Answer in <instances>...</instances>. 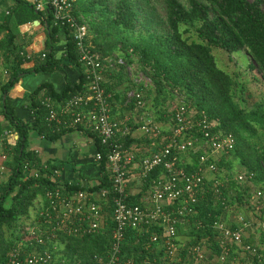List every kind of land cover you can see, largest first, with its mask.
Returning <instances> with one entry per match:
<instances>
[{
  "label": "trees",
  "instance_id": "trees-1",
  "mask_svg": "<svg viewBox=\"0 0 264 264\" xmlns=\"http://www.w3.org/2000/svg\"><path fill=\"white\" fill-rule=\"evenodd\" d=\"M35 2L0 0V113L6 121L5 125H0V134L6 131L17 135L13 145L3 142L5 157L1 162L10 173L0 183V263L7 258L9 248L16 246L22 238L23 218H30L31 211L40 200L44 206L45 190L55 187L61 180L52 173L59 166L41 160L34 149L28 148L30 132L56 141L66 132L75 130H56L53 124L48 123L45 119L47 108L42 101L45 96H50L54 102H63L80 90L85 81L68 28L53 24L48 4L36 9ZM72 13L79 22L87 24L85 41L90 43L93 51L102 57L117 55L123 59V64L107 67L104 74L103 86L113 94L114 107L116 101L123 103L125 91L133 85L126 66L136 64L151 78L152 85L144 89V108L152 109L155 120L160 123L169 120L171 113L167 104L178 99L188 107L218 119L219 127L233 134L235 145L230 155L240 168L251 174V178L237 182L230 174L224 178L218 175L217 179L222 181L220 199L215 195L211 182L204 183L202 193L191 206L193 212L182 216V221L176 224V236L184 235L185 240L181 242L176 238L179 250L175 258L179 259L173 264H248L241 245H255L252 236L232 245L228 255L220 260L219 233L213 223L227 219L228 207H246L254 213L264 203L253 206L249 202L253 191L260 190L264 194V102L255 101L248 105L247 96L239 95L243 89L228 72L217 66L211 50L218 47L228 53L244 51L250 58L251 68L264 82V0H76ZM33 20L39 21L45 34L44 47L37 53L26 49L33 36H24L21 42L18 39L19 26ZM61 41V52L57 55ZM30 60V67H21L23 62ZM68 66L79 69L77 80L66 81L60 91L50 83L39 84L27 97L29 103L26 107L32 111L29 118L23 120L17 116L9 91L21 74L50 73ZM2 71L9 73L4 83L1 81ZM127 107L132 110L133 102ZM85 132L93 139L94 153L99 151L102 154V159L93 163L96 183L82 185L78 181L65 184L69 190L96 192L110 186L105 169L107 148L96 135ZM135 142L139 140L131 136L123 139L124 146ZM155 149L156 146L147 152L137 153L136 158L140 159ZM229 156L218 162L220 169L231 167ZM195 158L191 156L192 162ZM185 168L189 170L191 166L187 164ZM160 171L155 169L149 177H155ZM147 187L148 182H144L142 191L128 196V202L139 203ZM104 211L109 218L111 205ZM243 218L250 221L245 216ZM224 223L231 228L240 225L237 216L235 220L229 219V223ZM160 228L150 226L146 231L126 228L121 257L131 260L132 264L166 262L163 260ZM257 229L259 244H263L264 228L259 225ZM153 233L158 235L155 241L150 240ZM109 236L110 230L106 228L83 238H61L65 241L61 250L65 256L82 264L90 263L94 255L105 258ZM195 244L203 245L204 254L209 251L205 260L194 262V256L188 254L189 246ZM247 256L254 264H264L254 255Z\"/></svg>",
  "mask_w": 264,
  "mask_h": 264
},
{
  "label": "built area",
  "instance_id": "built-area-1",
  "mask_svg": "<svg viewBox=\"0 0 264 264\" xmlns=\"http://www.w3.org/2000/svg\"><path fill=\"white\" fill-rule=\"evenodd\" d=\"M75 1L35 2L36 9L48 4L53 24L68 28L85 78L82 88L63 102L57 103L50 96L44 97L42 102L47 108L45 119L56 130H87L99 138L100 143L107 148L105 169L110 186L96 192L69 190L65 182L59 180L55 187L45 190L46 204L38 207L32 224L22 225L24 228L20 242L11 248L7 258L0 264H82L79 260L64 255L61 249L65 241L61 238H83L106 228H109L110 236L105 258L94 255L92 261L86 264H132L131 260L121 257L124 232L128 227L146 231L150 226L161 227L159 237L163 241V260L166 261L163 264H173L179 259L175 258L179 250L176 224L182 221V216L193 212L191 206L202 193L206 181L211 182L215 195L219 198L222 181L216 176L208 178L207 174H215L220 170L218 162L230 155L235 145L234 136L219 127L218 119L210 118L204 111L188 107L178 99L168 102L171 115L164 127L154 122L144 108V89L152 84L151 78L132 65L126 66V71L133 85L125 91V98L121 103L127 107L133 102L132 114L116 118L112 113L113 94L106 91L103 82L107 67L123 64V59L117 55L102 57L92 50L90 43L85 41L87 24L79 22L72 13ZM140 109L143 110L139 112ZM135 132L152 142L157 139L154 144L156 149L140 159L136 158L139 148L123 144V139ZM159 138L161 141H158ZM14 142L13 140L11 144ZM184 155L190 158L195 156V162L191 159L184 160ZM93 159L100 161L102 154L96 151ZM187 164L191 166L189 170L185 168ZM155 169H160V173L149 177ZM52 173L58 177L59 169H53ZM250 178L251 174L246 170L232 176L237 182ZM131 181L139 192L142 191L144 182H148L139 203L127 200L132 195L129 189ZM263 198L264 194L255 190L249 196V202L256 206L262 203ZM221 201L224 203V198ZM108 205H111L109 218L104 211ZM237 221L240 225L236 228L228 227L221 220L213 223L219 233L220 260L228 255L232 245L243 241L244 230L253 227L252 222L245 221L241 215L237 216ZM259 225L264 228L263 222ZM157 238L156 233L150 235L152 241ZM241 246L248 264L254 263L247 254L254 255L258 260L262 259L264 263V243ZM204 253L201 244L188 248V254L194 256V262L204 259Z\"/></svg>",
  "mask_w": 264,
  "mask_h": 264
},
{
  "label": "crops",
  "instance_id": "crops-1",
  "mask_svg": "<svg viewBox=\"0 0 264 264\" xmlns=\"http://www.w3.org/2000/svg\"><path fill=\"white\" fill-rule=\"evenodd\" d=\"M19 30V42L25 38L24 36H33L31 42L26 46L28 51L37 53L42 50L44 47L45 34L39 21L35 22V20H33L31 23L20 25ZM62 43L63 41L58 43L57 55L61 52L60 48ZM31 65L32 60L23 62L21 67L28 68ZM8 76V72L2 71V83L7 81ZM78 76L79 69L75 66L64 67L62 70H56L50 73L27 72L21 74L9 91V96L14 100L15 113L23 120L29 118L31 110H28L26 107L29 103L27 97L39 84L50 83L55 90L60 91L66 81L77 80ZM114 105L115 107H112V113L116 118H123L125 115H129L126 111L128 112L130 109L121 105L120 101H116ZM5 124L6 121L0 113V125L2 126ZM15 136V133L6 131L0 134V183L5 181L7 175L10 173L1 162L5 157L3 142L5 140L7 144L12 145L11 143L13 140L16 142L17 138L15 139ZM131 137L139 140L138 143L135 142L129 145L139 148L138 153L147 152L150 148H154V144L157 143V139L152 142L141 136L139 132H135ZM92 143L93 139L88 133L76 130L66 132L56 141H50L35 132H30L28 138V148L34 149L41 160L49 161L59 166V179L69 183H76L79 181L82 185H92L96 183L95 168L93 166V163L96 161L93 159L94 151ZM129 189L133 196L139 193V189L133 181L130 182ZM8 203L7 201V204ZM41 204L42 200L37 202L35 206L39 207ZM18 242H20V240H18ZM11 248L13 247L9 248L8 253Z\"/></svg>",
  "mask_w": 264,
  "mask_h": 264
},
{
  "label": "rangeland",
  "instance_id": "rangeland-1",
  "mask_svg": "<svg viewBox=\"0 0 264 264\" xmlns=\"http://www.w3.org/2000/svg\"><path fill=\"white\" fill-rule=\"evenodd\" d=\"M35 21H38V20H35ZM27 23H31V22H27ZM211 53L213 54L215 58L217 66L223 69L224 71L228 72L232 76L234 81L237 83L238 87L243 89V92L240 91L239 95L247 96V99L249 102L248 105H251V103L255 101L264 102V82L260 79L257 71L251 68L250 58L244 51L239 50L236 52L228 53V52H225L221 48L215 47V48H212ZM132 67H134L135 69L138 68L136 64L132 65ZM151 85L149 84L147 87ZM245 105L247 106V104ZM146 111L150 115L152 120L156 122L157 124H159L160 126L166 124L167 121H163L165 122V124H163V122L160 123V121L155 120L154 112L152 111V109H149ZM126 113L131 115L132 111L128 110V112L126 111ZM136 136H139V135H136ZM158 141H161V139L159 138ZM92 152H91V157H92ZM183 158L184 160L191 159L187 155H184ZM229 158L232 161L231 167L229 169L222 168L218 170L215 174L214 173L207 174V177L212 178V177H215V176L217 177L218 175H220L221 177L224 178V176L227 174H230L232 177L235 173L243 171V168H240V166L238 165V162L235 159H232L231 155L229 156ZM263 202H264V198L262 199V203ZM37 209L38 208L36 206L34 210L31 211L30 218L28 219L23 218L24 224L26 225L32 224V219L34 218L35 212ZM227 211H228L227 219H225V221L223 220L221 221L229 223V219L235 220L236 216L241 215V216L247 217L248 219H250V221L254 223V225L253 227L251 228L248 227L247 229L244 230L243 238H248L251 235L253 239V243L259 244V230L257 229V227L259 226L260 223H262L261 221L264 220V203L260 208H257L254 213L246 209V207H243L242 209H239L237 207H228ZM23 228L24 226L21 228L20 233L22 232ZM177 238L181 242L185 240L184 235H178ZM208 252L209 251H206V254H205L206 256L208 255Z\"/></svg>",
  "mask_w": 264,
  "mask_h": 264
},
{
  "label": "water",
  "instance_id": "water-1",
  "mask_svg": "<svg viewBox=\"0 0 264 264\" xmlns=\"http://www.w3.org/2000/svg\"><path fill=\"white\" fill-rule=\"evenodd\" d=\"M36 22V21H35ZM4 97V96H3Z\"/></svg>",
  "mask_w": 264,
  "mask_h": 264
}]
</instances>
